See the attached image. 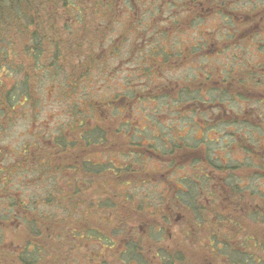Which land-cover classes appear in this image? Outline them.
I'll return each mask as SVG.
<instances>
[{
	"label": "flooded vegetation",
	"instance_id": "1",
	"mask_svg": "<svg viewBox=\"0 0 264 264\" xmlns=\"http://www.w3.org/2000/svg\"><path fill=\"white\" fill-rule=\"evenodd\" d=\"M74 1L78 3H67L50 14L63 30L66 25L70 28L72 35H65L66 41L74 42V34H79L77 43L97 44L94 51L103 47L100 53H85L84 66H93L89 59L95 55L100 57V66L106 74L116 75L120 69L129 71L125 75L126 84L116 87H125V91L144 87L140 76L145 74L151 79L146 87L151 92H154L152 76L156 74L190 69L196 80L202 81L201 77L211 74L202 64L204 58L214 60L231 50L236 56L230 57L232 65L225 69L228 74L242 72L248 76L251 65L247 67L249 60L240 56L241 52L264 58V0H95V4ZM94 17L99 20L97 24ZM103 20L107 23L103 24ZM209 23L216 28L221 24L246 31L235 29L233 39L239 43L232 42L234 45L225 48L217 41L219 38L213 37V32H205ZM252 32L260 35V48L251 47L244 39ZM226 37L232 39L231 33H226ZM239 46L241 52L235 51ZM236 57L245 60L244 67L236 66ZM213 67L214 72L221 71L219 64ZM133 76L138 78L137 82L132 81ZM177 85L184 92L185 84ZM156 91L168 97L164 103L173 108L175 116L139 117L133 110L142 102L140 96L135 100L111 97L97 107L100 114L92 115L90 111L89 116L80 118L88 125L86 138L78 131L40 133L45 139L40 142L37 139L35 146H41L36 151L43 152L38 166H43V170L69 168L70 220L84 219L75 207L80 201L90 205L161 204V214L153 206L149 209L154 221L149 230L143 225L129 230L119 227L114 230L113 244L108 242L106 226L107 233L103 231L101 237L89 224L84 232L74 226L68 244L59 243L58 233L60 241L44 255L47 258L41 261L43 264H264V121L260 112L254 110L257 106L251 105L256 102L264 106V97L212 101L204 107L210 109L205 110L210 113L207 116L201 110L204 101H173L162 88ZM263 93L259 94L264 96ZM147 102H152L153 109L158 106L155 99ZM114 109L118 110L116 116L112 114ZM186 112L194 115L186 117ZM180 115L189 119L188 129L181 133L177 126L183 117ZM192 129L195 134L190 138ZM56 136H69L66 138L70 148L61 153L56 148ZM184 157H190L188 169L193 174L180 173L185 166L179 159ZM141 159L148 160L151 169ZM155 159L163 164H152ZM153 165H158L160 171L153 170ZM23 167L28 168L27 164ZM175 168L180 170L178 174ZM242 169L259 171L255 176L258 179L254 180L252 172L245 177L238 175ZM164 172L171 174V178L162 181ZM11 176L8 152L0 155V214L6 216L5 221L0 218V264H18L13 259ZM160 182L168 185L161 195L154 197L152 186ZM171 184L176 186L174 195L169 192ZM79 185L84 192L77 189ZM142 186L150 191L137 194L136 189ZM118 211L121 216L125 214L123 209ZM87 213L84 220L97 218L107 224L108 213L93 207ZM111 215L121 218L118 214ZM127 231L131 238L125 237ZM139 231L149 239V244L137 240Z\"/></svg>",
	"mask_w": 264,
	"mask_h": 264
},
{
	"label": "trees",
	"instance_id": "2",
	"mask_svg": "<svg viewBox=\"0 0 264 264\" xmlns=\"http://www.w3.org/2000/svg\"><path fill=\"white\" fill-rule=\"evenodd\" d=\"M79 2L83 3V1L80 0ZM67 3L77 4L78 1L0 0V155L11 152L18 157V161L12 162V180L13 175L19 172L24 174L23 176H30L32 180H37V186L42 185L44 189L41 193L36 192L28 197L23 196L21 192L13 193L11 214L13 217V228L15 229L14 235L17 238L14 240L13 259L14 261H18V264H43L41 261L47 258L44 255H48L49 251H53V246L57 244L60 239V244L69 243L72 227L77 226L76 229H79L80 232L85 231V226L81 225V222L88 214L87 211H90L92 207L99 212L104 211L105 214L108 213L109 217L107 220L108 222L109 220L115 222L114 225H116V227L114 228L123 227L124 229H130L127 228L129 223L126 218L122 219L117 218L116 215H111L113 210L118 212L119 207L115 202L90 205L84 201H80L75 204V207L84 219L76 220L75 222L70 220L71 205L69 204V185H71V183L69 180V168L68 166H64L62 169L50 167V169L43 170V166H38L40 163L39 159L43 152L36 151L41 149V146H35L37 144V139H39V142L40 139H45V137L40 134L39 130H35L32 141L14 149V151H12V148L9 146L1 144V140L5 137L7 127L12 125L15 119L18 120L25 114L24 109L26 107L30 110L37 108V99L33 97L36 96V94H33V85L35 84L37 76L42 71L54 72L56 75H66V77L63 78V85L65 83L66 86L62 90H64L66 95V102L71 104V109L68 110L67 119L58 125L55 132L71 133L78 131L82 134V137L86 138L89 130L88 125L86 120H80V118L89 116L90 111H92V115L100 114L97 107L102 106V100H97L92 95L89 98L92 89L83 93L85 97L75 99L77 97V87L88 80H85V78H88L89 72L93 71L91 68L97 65L96 68L98 69L101 62L98 61L97 56L92 55L89 61L93 66H84L85 53L91 52L92 49L94 51L95 49L93 46L97 44H79L72 43V41L69 40L66 41L64 36L68 35L71 37L72 33L68 32L67 34V32L63 31V28L55 22L54 15L50 14L51 11L56 12ZM43 13L46 16L45 18L43 17ZM68 30H70V28H68ZM78 30L77 28V31ZM85 45L88 48L84 49ZM79 62L81 66H79ZM75 65L76 67L73 68ZM227 68L228 66L224 67L223 71ZM225 72L226 74L228 73L227 71ZM22 73L25 74L21 81L22 84H14L11 86L10 77L19 76ZM231 75L235 76V78L221 84L222 88L219 89L218 92L226 90L233 96L237 94L240 97H249L248 95H243L240 90V86L244 85V79L238 78V75L235 74ZM140 77L143 76L141 75ZM144 77L146 78L149 76L145 74ZM248 78L249 77H245L247 81ZM199 81L195 79V83L192 82L190 85L191 82H189L183 86L185 90L192 89L194 87L192 85ZM201 83L200 81L198 84ZM233 85L235 86L233 87ZM69 86H72V88ZM245 89H248V87H245L244 90ZM208 90H211V88ZM16 92H19L18 95ZM129 92H132L131 96L126 95V93L129 94ZM245 94H247V92H245ZM113 95L115 100L122 96L130 98V100H135L137 95L138 97L140 96L141 100L146 98H148V100L151 98L155 100H159L163 97L168 98L166 95H163L161 91L142 93L138 88L136 91H134V89L128 91L127 89L124 94L114 92ZM179 99L180 98H178V100ZM112 114L115 116L118 115V110L114 109ZM36 117L37 113L33 116V123ZM26 118L28 119L30 117ZM39 136L41 137L39 138ZM66 137L69 138V136ZM66 137L56 136V148L61 153L70 148V144ZM93 137H95V135H93ZM23 157L25 159L21 160L20 158ZM25 164H27L28 168L23 167ZM47 166L49 167V165ZM79 188L80 191L84 192L81 185L77 186V189ZM143 204L146 203L141 202L136 204V208H133V210L143 211V209H141ZM120 205L122 204H119V206ZM125 206H127V204ZM58 212L63 213V215H57ZM0 218L3 221L6 220L4 213L0 214ZM17 225L19 226V230L16 232L18 229H16ZM109 225H113V223L109 222ZM58 233L60 237L59 241L57 239ZM76 234L79 235V232ZM113 234L114 232L110 230L109 235L113 236ZM101 236L102 235H99L98 237ZM129 236L130 233L128 231L125 232V237ZM108 242L113 244V239L109 241L108 238ZM128 243L130 242L128 241Z\"/></svg>",
	"mask_w": 264,
	"mask_h": 264
},
{
	"label": "rangeland",
	"instance_id": "3",
	"mask_svg": "<svg viewBox=\"0 0 264 264\" xmlns=\"http://www.w3.org/2000/svg\"><path fill=\"white\" fill-rule=\"evenodd\" d=\"M81 1L87 4H95V0H81ZM94 20L96 24L99 22V20H97V18L95 17H94ZM102 23L105 24L107 22L103 20ZM62 24L64 23L62 22ZM212 25L213 23L206 24L204 30L207 33L213 32V37L219 38L217 41H220L223 47L225 48L229 47L232 44V42L239 43L238 39H236V41L233 39V31L236 29L235 27L234 28L224 27L220 24L219 28H216V27H213ZM237 29L239 30V32L246 31V29H241V28H237ZM63 31L67 32V34L68 32H70L67 26H66V29ZM226 33L228 34L231 33L232 39L231 38L227 39V37L225 38ZM251 34L252 35L249 34L244 39L247 40V43L250 44L251 47L260 48L261 41H262L260 35L256 34L255 32H252ZM78 36L79 34H75V36H73V39H76V40L74 42L72 41V43H77ZM206 37H207V34H206ZM232 45H234V43ZM86 48L88 47L85 45L84 49ZM240 48L241 46L237 47L235 51H240ZM103 50L104 49L102 47V48H98L96 51H93L92 49L91 52L100 53ZM241 53L242 55L240 56H244V57L246 56L245 58L249 60L247 63V67L249 68L251 65V70H247L248 76L244 75L242 72H241L242 74L241 73L238 74V78H242L245 81L244 85L240 86V90L242 91L241 93L243 95H248L249 97H245V96L240 97L237 94L233 96L232 94L228 93L226 90H223L222 92H218V90L222 88V85H219V84H223L226 81H229L230 79L235 78V76H232L231 74H230L231 76L227 75L228 73L226 74V72L222 70L224 67L226 66L230 67V65H232V60L230 57L236 56V53L233 50L229 52L227 51L225 54L218 55V57L214 60L211 58L208 59L207 57L204 58V60L202 61V64H204V68L209 69L208 71L211 74L204 75V77L198 76V78L201 77V79H203L201 81L202 86L200 87L196 86L198 85L196 83L195 86L192 88L193 90L186 89L184 90V92L183 91L180 92V89L177 88L178 87L177 84L183 85L189 82L195 83L196 76L195 74L192 73L190 69H188V70H183L182 72L170 71L164 74L165 76L159 75V74L152 76V90H154L155 92L159 88H162L163 91H166L168 92V94H170V99H172L173 101L177 100L178 98H180L179 100H182V102L184 103L193 102L196 99L200 101H204L206 102V104L203 102L204 105L202 106L201 110L204 111L206 113L205 115L207 116H209L210 113H207L205 110H210V109L209 108L205 109L204 107L208 106V104L212 103V101L223 100V101L233 102L234 100L241 101V100H244L245 98H248L251 100L261 99L260 97H264L263 95L259 94L264 91V58L260 59V58H256L254 55H250V54L244 55V52H241ZM99 58L100 57H98V61L100 62ZM244 63H245V60L240 61L239 57L235 58V64L237 67H244ZM214 64H219L221 71L214 72V67H213ZM96 66L97 65H94L91 68V70L93 71L89 72L88 80L77 87V97L75 99L85 97L83 93L88 92L92 89V93L89 95V98L92 95L97 100H102V104H103V101L108 100L109 98L113 97V94L115 91H118L121 94H124L126 92L125 87H120V88H116V87L118 86V84L120 85L126 84L127 77L125 75H128L127 73H129V71H124L120 69L118 74L116 75H113L112 73L106 74L103 71L104 69L101 66H98V69L96 68ZM24 76L25 74L22 73L19 76L10 77V83H11L10 85L13 86L14 84L16 85L22 84L21 81ZM65 77L66 75H63V74L56 75L54 72H47V71L40 72V74L37 76L35 84L33 85V94H36V96H33V97L34 99H37V102H36L37 108L34 110H30L29 108L26 107L24 109L25 114L18 120L15 119L14 123L12 125H9V127H7V130L5 131L6 133L5 137L1 140L2 145L5 144L6 146H9L10 148H12V151H14V149L19 148L20 146H24L26 145V143H29L30 141H32L35 130H39L40 133L47 132L49 133V135H51L52 132H55L57 130L58 125H60L61 123H63V121L67 119L68 110L71 109V106H70L71 104L66 102V99H65L66 95L64 93V90H62L66 86L65 83L63 85V82H64L63 78ZM245 77L246 78L249 77L248 78L249 82L245 79ZM140 79H141L140 82L143 81L142 83L146 85H144V87L138 86L137 87L138 90L142 93H145V92L153 93L151 91L146 90V87L149 86L151 79L145 78V77H140ZM132 81L137 82L138 78L133 76ZM234 86L235 85H233V87ZM245 87H248V89L244 90ZM209 88H211V90H208ZM261 90L263 91L260 92ZM245 92H247V94H245ZM18 93L19 92H16L17 95ZM131 94L132 92H129V94L126 93V95L128 96H131ZM166 100L168 99L164 97L160 98L159 100H156L158 101V106L155 109H153L152 102H147L148 98H146V99L141 100L143 102L140 103L137 107H135L134 110L133 109L132 110L139 117L141 116L143 117L144 115L148 117H152L156 115L175 116L173 115V112H172L173 108L169 107L166 103H164V101ZM230 105L233 107H237L238 103H231ZM251 105L252 107L257 106L254 110H258L260 112V115L263 116L262 121H264V106L256 102H253V104ZM191 112H188V114L186 112L184 113V115H186V117H191L194 115ZM35 113H37V117L34 120L35 121L34 123L36 125H33L34 123L32 119ZM180 116H183V115H180ZM26 117H30V118L27 119ZM187 121H189V119L183 116L182 119L180 120V123L177 124V126L180 127V133L184 131V128H186V130L188 129L186 127V125L189 124L187 123ZM177 122H179V120H177ZM194 134H195V130L192 129L190 131V138L191 137L193 138ZM190 141H192V139ZM262 142L264 144V136H263ZM11 154L12 155L10 157V153H9L10 162L17 161L18 157H16L13 153ZM189 158L190 157H184V158L179 159L180 160L179 162L181 164L184 163L182 164V166H185V167L182 168L183 170H181V172L178 168H175L174 171L176 172V174H178V172L180 173L191 172V174H193L194 171L193 170L190 171L188 169L190 167ZM237 158H240V157L237 156ZM156 159H160V158H156ZM156 159L152 161V164H163V163L156 161ZM142 163L148 166L147 169H151V165L148 160H145V161L142 160ZM141 168H143V166ZM152 169L156 171H160V168L158 165H153ZM249 172H252L251 174L254 177V180L258 179V178H255V176L258 174L259 171H254L252 169ZM249 172L246 169H242L238 173V175L241 174L243 177H245L246 173H249ZM23 175L24 174L19 173V172L13 175V180H12L13 181L12 182L13 183L12 184L13 193L21 192L23 196L28 197L32 194H35L36 192L41 193L44 190L42 185L37 186L38 185L37 180H32V177L30 176L27 177ZM166 175L167 174L164 172V178L162 177V181L163 180L166 181V177L171 178V174H168L167 176ZM99 184L102 185L101 182H99ZM109 184L112 185L113 183L109 182ZM165 185H168V184L165 182H160L157 185L152 186L153 196L155 197V196L161 195V193L164 191L163 187ZM171 185L172 187H169V192L171 195H174V193L176 192V186L174 184H171ZM177 186L182 187L180 183H178ZM109 190L110 191L113 190V193H115L114 188L111 189L109 187ZM136 191H137L136 192L137 194L148 193L150 191V188L142 186V187L137 188ZM126 204L127 206H125ZM136 204L137 203H124L123 205L119 206V204L116 203V205L120 209H123L125 214L121 216V214L118 213L119 211L116 212V210H113V212L111 213L118 214L122 219L126 218L127 222L129 223V226L127 228L137 229L140 225H143V227L149 230L151 226V222L152 224L154 223L153 219L151 221V218L148 214L149 209L151 208V206H153L154 210H156L158 214H161V212H159L160 210L159 206H161V204L157 202V203H152L150 205L147 202L146 204H143L141 206V209H143V211H135L133 210V208H136L135 206ZM59 215L62 216L63 213H60ZM109 222L113 223V225H109ZM109 222L107 221V224H105V221L98 220L97 218H92L89 221L83 220L81 222V225L83 226L88 225V224L91 225L93 229H96L98 231L97 234L99 235L103 234V231L107 233L104 230L106 226V228L109 229L108 238L110 241L114 238V235H116V231H114L116 229L114 228L116 227V225H114L115 224L114 221L109 220ZM110 230L114 232L113 236L109 235ZM139 233L140 234L137 235V240L142 241L144 244H149V239L146 236L142 235L143 232L139 231ZM12 238L13 240L17 239L15 235H13ZM128 238H131V237H128Z\"/></svg>",
	"mask_w": 264,
	"mask_h": 264
}]
</instances>
